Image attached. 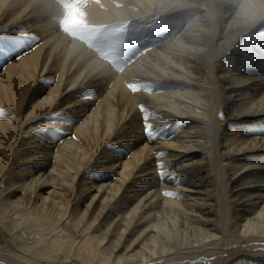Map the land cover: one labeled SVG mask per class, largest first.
I'll return each instance as SVG.
<instances>
[{
    "label": "bare ground",
    "instance_id": "bare-ground-1",
    "mask_svg": "<svg viewBox=\"0 0 264 264\" xmlns=\"http://www.w3.org/2000/svg\"><path fill=\"white\" fill-rule=\"evenodd\" d=\"M53 1L0 0V32L32 41L0 46V264H194L237 255L239 244L264 252V0H68V14ZM211 10L233 34L209 45ZM143 20L164 37L121 72L63 30ZM223 48L219 88L202 71ZM219 97L231 108L223 119L211 106ZM216 124L228 127L221 145L207 133ZM217 206L222 227L212 225ZM248 258L231 264H264V253Z\"/></svg>",
    "mask_w": 264,
    "mask_h": 264
},
{
    "label": "rangeland",
    "instance_id": "rangeland-1",
    "mask_svg": "<svg viewBox=\"0 0 264 264\" xmlns=\"http://www.w3.org/2000/svg\"><path fill=\"white\" fill-rule=\"evenodd\" d=\"M67 1L68 0H54L53 2H55V4L57 3L61 5V8L64 9L65 12L68 14V11H70L69 9L72 8L71 7L72 3L70 4ZM201 2L204 5L203 8L208 9V7L206 6L208 5V2L206 0H202ZM209 15L210 16L208 18H211L210 21L212 22L209 45L216 41L218 34H223L228 38L230 37V35L233 34L230 29H227V31L225 32L226 29L225 22H223L213 12V10L209 11ZM182 17H184L185 20L186 19L191 20L192 18L189 12L183 14ZM118 22L104 23L102 25L84 24L81 22H77V24H73L70 27H65L63 28V30L66 32V34L69 37H72L75 40L80 41L82 44H84L87 49L92 51V53L96 58L98 59L100 58L99 59L100 61H103L105 64L107 62L106 65L109 68L113 69L114 71L121 72L126 66H128L135 59H137L139 55L144 54L145 50L147 49L146 46L148 47V45H151V43L155 44L163 39L164 32H162L161 29L164 27L161 25L157 26V23L155 22H145L144 20L143 23H140L139 21H137V23L131 22L128 24H122V22L120 21ZM175 26H177V23H175ZM178 28L175 29L177 30ZM25 36L26 34H22V35L17 34L15 36L13 33L3 34L2 32H0V46H3L4 49H7L9 51L13 48L14 49L18 48L19 45L27 46L31 44L32 41L30 39L29 41L22 40L21 38ZM208 36L209 35H207L206 37ZM19 49H22V47H20ZM96 49L98 50L96 51ZM230 53L231 52L227 51L224 48L221 49L220 51H217L212 56V64L203 69L202 76L205 78L211 76L214 77L215 80L219 81L217 67L220 64H222L223 61H226L229 58ZM207 54L211 56V52H208ZM221 84L222 83L219 81L218 82L219 88L221 87ZM204 88L206 87H203V89ZM206 91L208 92V95L210 97L209 91L208 90ZM218 99L219 100H217L216 103L213 102L211 106L215 105V112L217 113V117H220L221 115L226 116L231 108L225 106L227 101L224 100V97H219ZM226 128L228 127L227 126L220 127L219 124H216L214 126V130H213L214 132L212 130H209L207 133L208 135H211L210 136L211 142H215L217 145H221L223 143L222 139L224 136V132H226ZM211 132L213 133L211 134ZM210 154H212L210 151L206 152L205 154L206 158L208 159V162H206L205 164V169L209 171L212 170L215 171L217 170L216 157H213L211 159L210 157L212 155ZM11 171L12 168H10L9 171H7L8 173L6 176L7 179L13 177ZM216 211L217 213L214 216L213 219L214 221L212 222V225H216L217 227H222L223 213L225 211L220 206H217ZM244 246L243 244L238 245L240 251L233 252V253H237V255L232 256L227 254L224 255L221 254L219 259L207 258L206 260L205 258L194 264H231L232 262H234V260L238 258L250 259L248 257L255 258L258 256V254L264 253L261 252L260 249H254V251L253 250L248 251Z\"/></svg>",
    "mask_w": 264,
    "mask_h": 264
},
{
    "label": "snow or ice",
    "instance_id": "snow-or-ice-1",
    "mask_svg": "<svg viewBox=\"0 0 264 264\" xmlns=\"http://www.w3.org/2000/svg\"><path fill=\"white\" fill-rule=\"evenodd\" d=\"M22 40H27L29 39L28 37H22ZM0 54H2V50H0ZM130 92H132L133 94H135L138 90V88H133V87H129ZM140 111L142 113V126H143V133L145 136L146 140H154L156 138L159 137V133H157L152 125L149 123V120L151 118V114L149 112H147L145 110V108L143 107V105L140 106ZM5 117V110L3 108H0V119H3ZM221 119H223V116L221 115ZM163 138H167V137H163ZM158 156H162L163 153H159L157 154ZM163 167L162 164L158 163L157 164V168L161 169ZM163 175L162 172H158V176ZM163 195L167 198H178V194L175 192H164Z\"/></svg>",
    "mask_w": 264,
    "mask_h": 264
}]
</instances>
